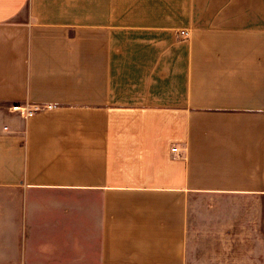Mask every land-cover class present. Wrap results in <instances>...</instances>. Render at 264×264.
<instances>
[{
	"label": "crops",
	"instance_id": "crops-1",
	"mask_svg": "<svg viewBox=\"0 0 264 264\" xmlns=\"http://www.w3.org/2000/svg\"><path fill=\"white\" fill-rule=\"evenodd\" d=\"M0 264H264V0H0Z\"/></svg>",
	"mask_w": 264,
	"mask_h": 264
},
{
	"label": "built area",
	"instance_id": "built-area-1",
	"mask_svg": "<svg viewBox=\"0 0 264 264\" xmlns=\"http://www.w3.org/2000/svg\"><path fill=\"white\" fill-rule=\"evenodd\" d=\"M180 35L184 38H187L189 36L187 32H181ZM47 108L52 109L54 108V106H48ZM42 109L43 108L31 110L28 106H18V105L12 107L13 112L19 113L23 118H31L37 113V111H40ZM172 152H178V149L173 148Z\"/></svg>",
	"mask_w": 264,
	"mask_h": 264
}]
</instances>
